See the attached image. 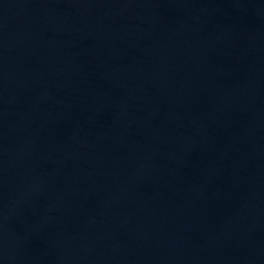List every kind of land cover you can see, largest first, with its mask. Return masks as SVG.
Returning a JSON list of instances; mask_svg holds the SVG:
<instances>
[{"label": "water", "instance_id": "water-1", "mask_svg": "<svg viewBox=\"0 0 264 264\" xmlns=\"http://www.w3.org/2000/svg\"><path fill=\"white\" fill-rule=\"evenodd\" d=\"M0 264H264V0H0Z\"/></svg>", "mask_w": 264, "mask_h": 264}]
</instances>
